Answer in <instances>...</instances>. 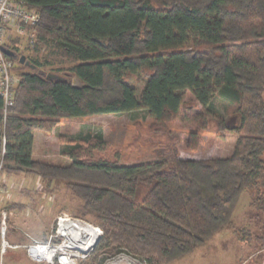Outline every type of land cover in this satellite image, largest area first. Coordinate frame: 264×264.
I'll return each mask as SVG.
<instances>
[{
  "label": "trees",
  "instance_id": "1",
  "mask_svg": "<svg viewBox=\"0 0 264 264\" xmlns=\"http://www.w3.org/2000/svg\"><path fill=\"white\" fill-rule=\"evenodd\" d=\"M23 1L41 15L26 55L37 67L19 64L6 120L0 99V162L64 182L78 200L75 215L102 228L77 264L121 252L170 264L230 226L244 191L252 213L237 234L264 249V0ZM138 74L141 90L131 79ZM217 100L238 118L227 122L238 138L224 157L121 163L104 155L101 132L62 134L67 165L34 157V131L51 133L63 118L146 110L162 121L201 106L205 120L224 123Z\"/></svg>",
  "mask_w": 264,
  "mask_h": 264
},
{
  "label": "rangeland",
  "instance_id": "2",
  "mask_svg": "<svg viewBox=\"0 0 264 264\" xmlns=\"http://www.w3.org/2000/svg\"><path fill=\"white\" fill-rule=\"evenodd\" d=\"M26 51L28 52L27 49ZM131 79L141 90L144 76L138 74ZM187 99L188 107L194 106L190 94L187 95ZM216 108L218 113L223 116L224 123L216 119L205 120L200 114L201 106L184 111V114L187 115L186 119H183L184 114H181L157 121L150 117L146 110L122 114H102L86 118H63L51 133L42 132L38 136L34 157L43 161L67 165L70 163V159L61 153L63 142L60 136L65 134L72 137L100 132L104 134L108 142V148L104 155L112 158L117 157L121 163H135L160 158L164 155L172 156L173 153H177L181 159L208 160L224 157L233 152L238 138L236 132L228 130L227 122L236 123L238 118L232 120L235 117L234 114L225 112L220 100L216 101ZM0 188L4 190L2 202L5 205L2 206H12L11 209L9 208L12 228L9 239L12 242L24 243L28 240H44V237L50 234L52 227L55 226L57 216L66 213L78 217L73 212L78 200L62 181L50 180L35 173L11 172L3 169L0 173ZM250 202V192L244 191L235 209L233 223L223 232L228 238L234 237L232 234L242 226H246L242 223L248 222V215L250 216L252 213ZM252 223L255 224L254 221ZM256 229L254 226L253 231ZM211 244L209 243L205 247L208 252L203 258V264H212V261L213 264H230L225 262L224 255L211 254L214 250ZM237 246L240 249L241 243L239 242ZM229 253H231L230 256H235L232 255L233 251ZM239 253L241 252H238V257H240ZM92 254L93 252L85 259ZM4 264L44 263L31 260L24 249H9L5 254ZM101 264L145 263L128 252H121L115 256L103 257Z\"/></svg>",
  "mask_w": 264,
  "mask_h": 264
},
{
  "label": "built area",
  "instance_id": "3",
  "mask_svg": "<svg viewBox=\"0 0 264 264\" xmlns=\"http://www.w3.org/2000/svg\"><path fill=\"white\" fill-rule=\"evenodd\" d=\"M40 20V13L35 9L28 8L23 0H0V99L3 103L5 120L10 107L15 103L16 88L20 82L18 69L20 58L26 56L27 47L33 49L37 44L36 26ZM5 48L11 50L17 57L8 55ZM6 142L7 138L3 136V147ZM3 165L4 163L1 161L0 173L3 170ZM3 191L0 188V201L4 199ZM9 218L8 208L0 205V264H4V257L9 249H24L31 260L39 263L77 264L80 260L85 259L97 244L86 250L80 249L78 246L82 245L83 239H85L81 236H79L82 238L79 239L81 244L73 243L74 239L69 236L70 228L66 227V223L71 225L77 223L95 224L66 213L57 216L55 226L52 227L45 240L12 242L9 239L11 230ZM98 228L100 237L103 231L99 226ZM69 243L72 245L66 246Z\"/></svg>",
  "mask_w": 264,
  "mask_h": 264
},
{
  "label": "crops",
  "instance_id": "4",
  "mask_svg": "<svg viewBox=\"0 0 264 264\" xmlns=\"http://www.w3.org/2000/svg\"><path fill=\"white\" fill-rule=\"evenodd\" d=\"M43 131L35 130L34 131V148H36L37 138L41 135ZM47 135V134H46ZM4 200V199H3ZM6 203V202H5ZM0 205H5L4 202L0 201ZM12 230V228H11ZM241 231V228H240ZM224 230L220 233H217L211 240L206 244L198 247L192 253L172 261L170 264H203V258H205L208 251H206L207 245L212 243L211 247L214 249L211 254L219 253L225 256V262L230 264H264V249L255 250L253 248V241L249 239H241L239 234L234 233V237L228 238L226 234H223ZM241 243L240 249L237 244ZM234 252L230 256L231 253ZM240 257H238V252ZM255 262H254V261ZM253 262V263H252ZM214 262L212 261V264Z\"/></svg>",
  "mask_w": 264,
  "mask_h": 264
},
{
  "label": "bare ground",
  "instance_id": "5",
  "mask_svg": "<svg viewBox=\"0 0 264 264\" xmlns=\"http://www.w3.org/2000/svg\"><path fill=\"white\" fill-rule=\"evenodd\" d=\"M66 227H69L70 233L69 236H72L74 239L73 243H80L79 239H83L82 245L78 246L80 249L86 250L94 246L97 243L100 230L96 225L77 223L76 225L65 224ZM81 236L82 238H80ZM81 244V243H80ZM72 243L67 244L66 246H70Z\"/></svg>",
  "mask_w": 264,
  "mask_h": 264
},
{
  "label": "water",
  "instance_id": "6",
  "mask_svg": "<svg viewBox=\"0 0 264 264\" xmlns=\"http://www.w3.org/2000/svg\"><path fill=\"white\" fill-rule=\"evenodd\" d=\"M5 52H6L8 55H10V56L17 57L16 54H14V53H13L11 50H9L8 48H5ZM21 58H22V59L20 60V63H25L26 65L31 66L32 68H36V67H37L36 65L30 63V61L26 59V56H22ZM47 78H49V79H54V80L65 79L64 76H62V75H60V74H58V73H56V72H48V73H47ZM79 83H80V80L75 76V77L73 78V84H74V85H78ZM235 118H236V117H234L232 120H234ZM228 123L231 125V124L233 123V121H229ZM100 237H101V235H100ZM100 237L98 238V241L100 240Z\"/></svg>",
  "mask_w": 264,
  "mask_h": 264
}]
</instances>
